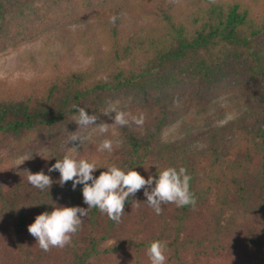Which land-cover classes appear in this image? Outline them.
<instances>
[{"label": "trees", "instance_id": "trees-1", "mask_svg": "<svg viewBox=\"0 0 264 264\" xmlns=\"http://www.w3.org/2000/svg\"><path fill=\"white\" fill-rule=\"evenodd\" d=\"M88 21L106 48L83 68L14 95L0 82V264H150L154 240L166 264H264V0H0V55L51 33L87 39ZM110 105L143 126L111 125ZM74 106L109 133L79 128ZM73 135L90 139L70 149ZM105 138L111 153L97 150ZM65 155L94 162L95 177L184 167L197 203L156 215L141 189L121 223L93 208L69 246L44 252L28 232L36 216L88 207L83 185L48 172ZM41 170L50 190L27 180Z\"/></svg>", "mask_w": 264, "mask_h": 264}, {"label": "clouds", "instance_id": "clouds-1", "mask_svg": "<svg viewBox=\"0 0 264 264\" xmlns=\"http://www.w3.org/2000/svg\"><path fill=\"white\" fill-rule=\"evenodd\" d=\"M115 18H113L114 22ZM78 115L75 122L79 128L95 126V131L99 135L109 133L108 123L96 124L97 116L89 115L85 108L74 106ZM115 113L111 125L117 127H126L131 123L137 126H143L145 116L141 113L139 116L131 115L128 112L118 110L115 105H110L104 112L105 115ZM90 139L89 136L83 137L73 135L70 141H79L83 145ZM98 151L111 153L114 150V141L112 139H103ZM94 162L86 159H75L72 156L65 155L57 160L48 172L58 171L59 180L56 182L60 187L71 181L72 189L77 185H83V201L88 206L87 209L73 207H54L51 212H43L36 216L35 221L28 226V232L36 239L39 248L48 252L52 248L63 249L72 243L73 236L83 225L84 217H87L89 211L98 208L102 214H105L115 223H121L125 213V202L129 197H135L137 192L143 189L147 205L153 209L156 215L163 212L162 205L175 204L176 207L192 206L195 207L197 201L195 194L190 191L191 176L186 168L167 167L158 173V178L149 175L145 179L138 171L128 170L127 172L113 165L100 172L98 177L93 173L97 170ZM27 180L29 184L37 189L50 190L54 181L45 174L43 170L35 174L29 173ZM154 185V186H153ZM138 207L139 202L133 201ZM166 242L154 240L147 249V255L150 264H166L165 255Z\"/></svg>", "mask_w": 264, "mask_h": 264}, {"label": "rangeland", "instance_id": "rangeland-1", "mask_svg": "<svg viewBox=\"0 0 264 264\" xmlns=\"http://www.w3.org/2000/svg\"><path fill=\"white\" fill-rule=\"evenodd\" d=\"M86 24L89 26L87 39L85 36L69 38L51 33L1 54L0 82L4 84L5 94H16L21 90L22 83L43 79L53 73L55 67L76 70L88 64L93 56L91 50L97 52L104 50L106 42L93 21H88ZM228 118L230 114L227 112L225 119ZM194 120L197 121V118ZM165 135H168L167 132ZM79 136L83 137V135ZM79 143L78 140L69 141L68 145L73 149Z\"/></svg>", "mask_w": 264, "mask_h": 264}]
</instances>
